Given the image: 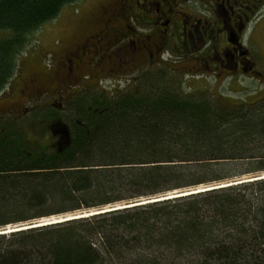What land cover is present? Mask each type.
Masks as SVG:
<instances>
[{
	"label": "trees",
	"instance_id": "16d2710c",
	"mask_svg": "<svg viewBox=\"0 0 264 264\" xmlns=\"http://www.w3.org/2000/svg\"><path fill=\"white\" fill-rule=\"evenodd\" d=\"M77 1L0 0V30L10 31L0 39V93L30 36ZM139 80L124 94L77 93L62 117L34 109L41 130L62 120L63 149L41 146L46 132L39 139L23 119L0 117V264H264V98L188 93L163 72ZM215 182L233 184L151 200ZM142 197L151 199L3 232Z\"/></svg>",
	"mask_w": 264,
	"mask_h": 264
},
{
	"label": "flooded vegetation",
	"instance_id": "af4514ba",
	"mask_svg": "<svg viewBox=\"0 0 264 264\" xmlns=\"http://www.w3.org/2000/svg\"><path fill=\"white\" fill-rule=\"evenodd\" d=\"M100 5L86 21L94 25L90 39L86 37L63 55L66 62L61 67L66 66L67 77L56 82L50 72L26 73L14 80L0 93L1 118L29 114L36 109L30 103L50 92L60 95L40 110L57 111L54 105L62 110L64 98L84 87L83 78L104 91L103 80L132 74L126 84L135 85L139 78L133 75L162 65L166 51L175 55L174 63L201 64L216 75V81L231 78L237 82L243 76L262 81L257 59L262 56L259 37L264 28V0H109ZM121 87L114 85L116 94L128 91ZM20 98H26V103H20ZM50 131L49 142L55 143L56 136L55 145L63 149L69 131L63 125L52 126Z\"/></svg>",
	"mask_w": 264,
	"mask_h": 264
},
{
	"label": "rangeland",
	"instance_id": "374dc122",
	"mask_svg": "<svg viewBox=\"0 0 264 264\" xmlns=\"http://www.w3.org/2000/svg\"><path fill=\"white\" fill-rule=\"evenodd\" d=\"M109 0H78L77 2H74L72 4H68L66 7L63 8L61 11V14L58 16V19L55 21L49 22L43 26H41L35 33H33L30 36L29 44L25 48V51L20 55L18 61L19 65L17 68V73L15 77L13 78V81H17L21 78V76L25 75L26 73H36V74H45V73H51L55 76V81L63 80L65 77H67L68 71L65 67H61L62 62H66V59H63V55L66 53V51H70L73 49L72 47L77 45L79 42L84 41L87 38L90 39L89 36L93 34L92 32V26L86 23L88 19L91 16V12L95 11L96 9L100 8L101 3H105ZM100 5V6H98ZM10 35L9 30H0V39H5V37H8ZM246 37H249V33L246 34ZM94 41H97L98 39H92ZM260 51L262 56H260L257 59L258 62V69L263 72V78L262 81L258 82L255 78H249V77H240L237 82H235L234 79L226 78L221 79L219 81L215 80L216 75H213L210 72H207V70L204 68V66L195 64L192 60H188L185 62H179L178 64H165L163 62L162 65H158L156 67H152L147 70V68L140 72L135 73L133 76L135 77L138 75V78H140L142 75H155L159 72H163L168 76L169 82L175 86L177 89L181 87L182 90H185L186 92L190 93H196L199 94L202 92V94H205V96H208L209 98H218V96H223L225 99H235L236 102L244 101L245 99H248L250 101H254L255 98L262 99L264 98V28H262L260 33ZM252 50L255 53H258L257 50L252 47ZM256 50V51H255ZM168 52V51H167ZM169 55L175 57V55H172L171 52H168ZM62 55V56H61ZM259 56V55H257ZM170 59V58H169ZM87 71H90L92 69L88 68ZM57 72H60V75H57ZM86 73L82 74V77L86 76ZM132 74H126L124 77H118L119 79H116L114 77L113 79L108 78L107 80H103L102 86L106 88V92H114V85L116 83H119L122 85V89H128L130 90H140V80L136 82L135 85H131L128 87L126 84L127 79H131ZM121 78V79H120ZM120 80V81H119ZM83 81L85 83L84 87H82L81 90L77 89L71 96H67L64 98V107H62V110H59V108L54 105L56 112L58 113V116L62 117V114L65 115V112H67V108H70L73 99L77 98V93L80 95L84 93H91L95 94L98 90L96 85L93 83V85L90 84V80L87 81L83 78ZM89 84V85H88ZM56 85V84H55ZM51 88V86L49 87ZM256 92V93H254ZM250 93V94H248ZM93 94V95H94ZM60 95V94H59ZM59 95L55 96L52 94V92L40 97L39 100H36L34 102H31L33 106H36L35 108L39 111L40 108H44L46 105L51 102V100L54 97H59ZM218 95V96H217ZM20 103H26V98H20ZM3 105V104H2ZM1 107V106H0ZM31 105L27 106V108H30ZM36 112L35 110L27 114V112L19 113V116L14 115V119H23L22 122L24 123V128L27 130L31 129L32 135L39 137L41 139L40 145H44L49 148L57 147L55 144H57L55 136V143L54 141L49 142V139L51 140L53 135L50 131V128L53 126V128L60 127V124L62 123V120L60 119H54L51 123H47L41 130V125L44 123L39 122V119H34L33 113ZM11 116V115H8ZM7 118V117H6ZM60 120V121H59ZM58 121V122H56ZM56 122V123H55ZM56 124L54 126L53 124ZM61 130V128H60ZM41 131L46 132L44 137L39 136ZM60 132V131H59ZM60 134V133H59ZM57 134V135H59ZM61 135V134H60ZM62 146V144H61ZM243 169V167L239 168ZM238 171V170H236ZM236 171H233V173H236ZM264 174V173H262ZM252 177L254 175L248 174L247 177ZM244 180V179H243ZM229 181V180H228ZM226 181V182H228ZM226 182L222 183H210L206 185H200L193 190L187 189L185 190L186 193L191 190V192H194L195 190L200 191V189H204V187H222L221 185L226 184ZM233 184V183H231ZM205 191V190H202ZM184 192V190H183ZM182 191H173V193H169L164 197L167 196H173L178 195L174 193H183ZM198 192V191H197ZM183 195V194H182ZM155 198V197H154ZM160 198V197H156ZM162 198V197H161ZM147 199L142 197L141 200H139L138 203L144 202ZM153 199V197H152ZM125 203L119 202L115 205H109L98 209H93L94 211L103 210V209H114V207H117L119 205H124ZM130 204V203H129ZM87 211H78L77 213H85ZM68 214H75L76 213H66L65 217ZM56 216H62V214H55L53 216H45L44 218L34 219L31 223L30 222H13L9 225H6L3 229L13 230L15 227H22L24 225L34 224V223H40L47 220L48 218H61ZM12 232V231H11ZM8 233V232H7Z\"/></svg>",
	"mask_w": 264,
	"mask_h": 264
},
{
	"label": "bare ground",
	"instance_id": "6f19581e",
	"mask_svg": "<svg viewBox=\"0 0 264 264\" xmlns=\"http://www.w3.org/2000/svg\"><path fill=\"white\" fill-rule=\"evenodd\" d=\"M229 184H231V183H226L225 185H221L222 187L223 186H226V185H229ZM212 188V187H211ZM210 187L209 188H205V189H211ZM205 189H200V191H202V190H205ZM197 191H199V190H195L194 192H197ZM194 192H189L188 191V193H186V192H183V195H185V194H192V193H194ZM182 194H178V195H173V196H167V197H162V198H153V199H151V200H162V199H167V198H173V197H175V196H183ZM146 202H149V201H147V200H145L144 202H141V203H146ZM141 203H138V204H141ZM131 205V204H130ZM130 205H126V207L127 206H130ZM120 207H124V205H119L118 207H116V208H120ZM110 209H103V210H98V211H90V212H85V213H76V215L75 214H68L67 216H66V218H65V216H64V218L65 219H63V217L62 216H56V217H61V218H55V217H52V218H48L47 220L45 219V221H43V222H40V223H35L34 225H31V226H24V227H15V228H13V230H18V229H24V228H28V227H35V226H45V224H49V223H53V224H56L57 222H65L66 220H69V219H77V218H79V217H88V215H93V214H98L99 212H104V211H109ZM13 230H6L5 232H10V231H13Z\"/></svg>",
	"mask_w": 264,
	"mask_h": 264
},
{
	"label": "water",
	"instance_id": "95a60500",
	"mask_svg": "<svg viewBox=\"0 0 264 264\" xmlns=\"http://www.w3.org/2000/svg\"><path fill=\"white\" fill-rule=\"evenodd\" d=\"M205 188H209V187H205ZM211 188V187H210ZM212 189V188H211ZM199 190V189H198ZM208 190V189H207ZM210 190V189H209ZM174 194H180V193H174ZM142 204V203H141ZM140 204V205H141ZM134 205H137V204H131L130 206H134ZM130 206H125L124 205V207H120V208H130ZM120 208H118V209H120ZM66 218V217H65ZM65 218H63V219H65ZM28 228H33V227H28ZM28 228H24V229H28ZM24 229H22V230H24Z\"/></svg>",
	"mask_w": 264,
	"mask_h": 264
}]
</instances>
